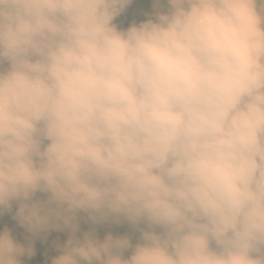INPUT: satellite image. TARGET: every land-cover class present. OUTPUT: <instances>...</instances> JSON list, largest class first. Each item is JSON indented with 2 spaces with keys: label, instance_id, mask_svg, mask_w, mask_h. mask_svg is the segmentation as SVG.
<instances>
[{
  "label": "clouds",
  "instance_id": "1",
  "mask_svg": "<svg viewBox=\"0 0 264 264\" xmlns=\"http://www.w3.org/2000/svg\"><path fill=\"white\" fill-rule=\"evenodd\" d=\"M132 3L0 0V216L69 230L52 264H264V0Z\"/></svg>",
  "mask_w": 264,
  "mask_h": 264
},
{
  "label": "trees",
  "instance_id": "2",
  "mask_svg": "<svg viewBox=\"0 0 264 264\" xmlns=\"http://www.w3.org/2000/svg\"><path fill=\"white\" fill-rule=\"evenodd\" d=\"M120 22H117L119 26ZM124 28H127L125 25ZM16 210V206H13L11 212H6L3 216H0V230H3L4 227H8L12 230L15 238L25 244H31L33 248V255L28 256L25 255V263L26 264H52V259L60 254V248L58 246L66 243L69 230H59V229H50L45 232H41L37 235H33L28 233L26 229L18 224L15 221L14 213ZM79 225L84 231H89L90 229L95 228L97 235L102 240L109 232L115 235H129L132 238L133 244L137 242L139 232L135 231V229L130 226L127 222H123L121 224H116L115 222L109 220L107 222L101 224H94L90 220L87 219V215L85 213H79ZM77 236H82L77 232ZM125 255H128L126 253Z\"/></svg>",
  "mask_w": 264,
  "mask_h": 264
},
{
  "label": "rangeland",
  "instance_id": "3",
  "mask_svg": "<svg viewBox=\"0 0 264 264\" xmlns=\"http://www.w3.org/2000/svg\"><path fill=\"white\" fill-rule=\"evenodd\" d=\"M161 8L165 9L166 5L162 2ZM156 11L155 0H133V3L127 7L114 21L116 24L120 22L119 28H124L125 25L130 27L132 24H139L149 18H153ZM23 264L25 263V256L21 257Z\"/></svg>",
  "mask_w": 264,
  "mask_h": 264
},
{
  "label": "water",
  "instance_id": "4",
  "mask_svg": "<svg viewBox=\"0 0 264 264\" xmlns=\"http://www.w3.org/2000/svg\"><path fill=\"white\" fill-rule=\"evenodd\" d=\"M38 195H43V194H38ZM85 231L82 229V228H80V230L78 231V233L83 237V233H84Z\"/></svg>",
  "mask_w": 264,
  "mask_h": 264
}]
</instances>
